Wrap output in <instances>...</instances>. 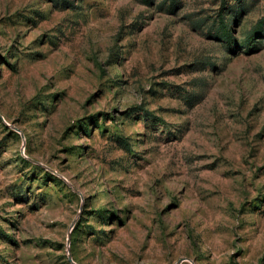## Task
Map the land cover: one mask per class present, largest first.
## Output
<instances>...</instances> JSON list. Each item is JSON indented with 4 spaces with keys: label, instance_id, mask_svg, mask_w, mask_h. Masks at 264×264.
Masks as SVG:
<instances>
[{
    "label": "rangeland",
    "instance_id": "obj_1",
    "mask_svg": "<svg viewBox=\"0 0 264 264\" xmlns=\"http://www.w3.org/2000/svg\"><path fill=\"white\" fill-rule=\"evenodd\" d=\"M262 19L0 0V264H264Z\"/></svg>",
    "mask_w": 264,
    "mask_h": 264
},
{
    "label": "trees",
    "instance_id": "obj_2",
    "mask_svg": "<svg viewBox=\"0 0 264 264\" xmlns=\"http://www.w3.org/2000/svg\"><path fill=\"white\" fill-rule=\"evenodd\" d=\"M224 5H225V3L223 4V6ZM221 18H222L221 19V30H220L218 36L225 37L227 39H231L232 38V33L228 29L222 13H221ZM263 21H264V19L260 20V22H263ZM262 25H263L262 23H259L258 26L254 29V31H252L250 33V35H249L250 43H252V41H254L256 39L257 33L262 28Z\"/></svg>",
    "mask_w": 264,
    "mask_h": 264
}]
</instances>
